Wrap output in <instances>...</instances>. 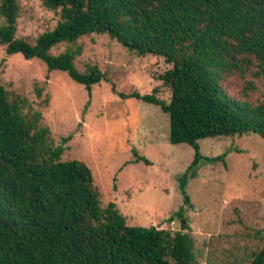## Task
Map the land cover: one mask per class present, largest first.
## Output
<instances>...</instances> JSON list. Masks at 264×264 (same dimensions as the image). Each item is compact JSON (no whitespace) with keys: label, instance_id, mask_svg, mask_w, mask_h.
<instances>
[{"label":"trees","instance_id":"obj_1","mask_svg":"<svg viewBox=\"0 0 264 264\" xmlns=\"http://www.w3.org/2000/svg\"><path fill=\"white\" fill-rule=\"evenodd\" d=\"M61 11L57 26L35 42L17 38L19 0H0V44L9 55L43 60L92 92L107 79L98 64L80 70L79 39L107 34L138 56L167 65L152 93L131 98L160 106L171 120L169 140L195 148L184 189L202 155L199 140L256 133L264 137V0H42ZM67 44L64 51L52 49ZM1 66V65H0ZM49 75V74H48ZM231 85L239 88L233 95ZM165 87L169 100L159 93ZM260 92L255 99L253 92ZM90 102V101H89ZM42 111L0 77V264H195L188 232L131 226L115 202L104 203L92 168L64 160ZM136 161H149L134 150ZM252 209V213L249 210ZM258 202L234 200L232 213L255 221ZM243 216V218H242ZM240 232V230H238ZM221 243L217 241V244ZM211 253L207 264L221 262ZM249 264H264V246Z\"/></svg>","mask_w":264,"mask_h":264},{"label":"rangeland","instance_id":"obj_2","mask_svg":"<svg viewBox=\"0 0 264 264\" xmlns=\"http://www.w3.org/2000/svg\"><path fill=\"white\" fill-rule=\"evenodd\" d=\"M19 4L17 38L35 42L61 19V11L47 9L42 0ZM4 21L0 17V26ZM78 43L83 47L78 68L98 64L107 76L91 94L67 73H49L43 60L9 55L0 44L3 84L42 111L57 144L69 137L63 159H80L92 168L104 203L115 202L128 225L190 233L195 264H207L213 252L221 262L236 257L233 264H249L264 246V137L248 133L199 140L197 174L188 177L183 189L181 180L195 159V148L170 142V115L160 106L122 96L152 93L161 85L155 76L167 65L160 58L131 53L107 34L84 36ZM66 47L60 44L52 52ZM231 91L240 97L235 85ZM159 95L169 100L170 92L162 87ZM259 95L252 93L255 99ZM134 150L149 163L136 161ZM237 199L261 205L255 221L242 216L244 229L231 210Z\"/></svg>","mask_w":264,"mask_h":264}]
</instances>
